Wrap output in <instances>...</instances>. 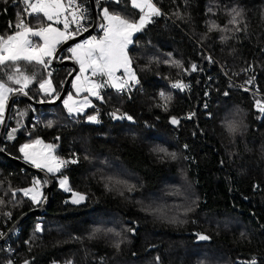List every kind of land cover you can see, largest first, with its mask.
<instances>
[{
	"label": "trees",
	"instance_id": "obj_1",
	"mask_svg": "<svg viewBox=\"0 0 264 264\" xmlns=\"http://www.w3.org/2000/svg\"><path fill=\"white\" fill-rule=\"evenodd\" d=\"M154 1L161 15L129 49L138 82L102 90V100L76 115L64 102H15L6 153L22 159L19 145L38 137L55 144L58 158L76 163L58 174L71 192L50 174L51 205L0 243V264L13 258L16 264H264V0ZM104 6L138 18L130 0L99 3V10ZM233 8L241 13L235 24ZM23 16L20 4L0 0V35ZM31 20L34 28L46 23L42 14ZM212 24L225 30L210 31ZM21 67L35 73L27 92L36 101L55 98L71 71L54 67L50 96L37 82L48 68ZM177 81L185 87L174 88ZM92 115L99 122L89 121ZM230 120L239 124L235 133L227 129ZM37 179L43 200L44 179L0 153L4 234L41 204L20 191ZM72 192L85 202L73 204Z\"/></svg>",
	"mask_w": 264,
	"mask_h": 264
},
{
	"label": "snow or ice",
	"instance_id": "obj_2",
	"mask_svg": "<svg viewBox=\"0 0 264 264\" xmlns=\"http://www.w3.org/2000/svg\"><path fill=\"white\" fill-rule=\"evenodd\" d=\"M13 2L24 5V15L40 16L42 14V17L47 21L55 22L56 24L62 23L63 27L61 29L60 27H54L53 23H47L46 25L33 28L21 19L19 23L14 25V31L6 36L0 35V123L3 122L8 95L14 92L27 95L25 89L35 80V73L28 74L22 69L21 62L35 63L47 68L51 63L50 58L53 57L56 46L59 43L73 37L81 30H88L84 23L88 18V10L81 7L77 0H68L67 5L64 4L63 0H13ZM114 2L119 3L120 0H114ZM130 6L138 10V20L128 19L120 13L110 12L105 7L103 8V21L105 23L100 25L103 35L100 37L91 36L82 43L76 44L75 47L68 49L79 64L80 75H77L72 82V87L76 89L77 93L87 92L90 96L102 100L100 90L105 86H111L119 92L129 87L131 81H136L135 73L130 67L131 60L127 54L128 45L132 43L133 34L141 31L145 24L151 21L152 17L161 15V12L151 0H130ZM70 9L71 12H69ZM146 9L147 11H145ZM232 14V20L229 23L235 24L237 23V17L241 13L236 8H233ZM17 15L19 17L20 13ZM61 16L64 17L63 21H61ZM9 26L10 28L13 27L11 22ZM73 26H75L74 31H70ZM209 30L223 31L225 29H220L218 25L212 24ZM32 37L39 38L42 43H34ZM176 63L178 64L179 62ZM192 68L195 70L196 66L193 65ZM121 69L123 70L122 76H117L116 73ZM86 73H90V75H86ZM48 76H51V72L48 73ZM96 76L105 77L106 80L97 82L92 79V77ZM124 76L127 79H124ZM37 82L39 83V88L46 94H51L55 91L50 79H43ZM251 82V80L248 81V83ZM13 85L18 87H13ZM173 87L183 89L185 85L177 81L173 84ZM160 95L164 96V93ZM69 101H72L71 94L64 101L70 115L73 112L83 111L84 107L91 106L88 96H85L83 101L80 102L83 106L80 108L69 106ZM257 104L259 105L260 102L257 101ZM259 111L264 114V105L259 106ZM112 115L114 118H122L116 117L115 113H112ZM127 119L131 120L132 117L128 116ZM88 120L99 122L96 115L88 116ZM172 123L176 124L178 121L173 118ZM49 126H52L51 122H49ZM226 126L230 133H235L239 130V124L235 120L227 121ZM15 131L16 129H13L9 133V138H12V133ZM42 143L41 140L36 139L31 144H23L19 149L24 154V159L36 168L46 169L47 172L53 173L59 172L61 167H64L67 163H76L75 160L65 161L58 157H51L50 150L54 147L53 145L44 146L49 152L37 149L36 146ZM160 151L164 150L161 149ZM169 155L173 159L175 158L174 153ZM40 183L41 181L38 179L33 180L32 187L20 191L25 196H30L33 203H37L39 197L37 188ZM60 185L65 191H71L67 187V178L61 180ZM12 195L15 196L16 192H13ZM72 195L73 204H79L85 199L84 195L78 192H73ZM7 215L10 216L11 213ZM36 228L39 231L40 225L38 224ZM97 231H100V229H97ZM130 231L133 230L130 229ZM2 236L3 233H0V237ZM198 236L201 240L209 238L200 234ZM9 264H11L10 261ZM251 264H257L256 260L253 259Z\"/></svg>",
	"mask_w": 264,
	"mask_h": 264
},
{
	"label": "water",
	"instance_id": "obj_3",
	"mask_svg": "<svg viewBox=\"0 0 264 264\" xmlns=\"http://www.w3.org/2000/svg\"><path fill=\"white\" fill-rule=\"evenodd\" d=\"M90 4H91L93 16H94L93 25L87 31L80 33V34H76L70 39H67L66 41H64L57 48V50L55 51L52 57V65L55 68H58V67H70L71 68V71L69 72V74L67 75L63 83L60 93L53 99L46 100V101H36L28 94L27 89H25V91L27 92V95H23L18 92L11 93L9 100L7 102L5 113L3 114V122L0 123V153H2V155L7 157L8 159L15 161L16 163L23 166L24 168L29 169L33 171L34 173H37L39 176H41L46 182V195L39 206L24 213L13 223V225L8 229V231L0 238V243L7 241L13 235V233L20 227L21 223L24 222L29 216L35 213H44L49 208L53 200V189L56 186L55 179L47 171L36 168L35 166L31 165L25 160L17 158V157H13L9 155L8 153H6L4 149V142L6 141V138L8 137L11 115H12L14 104L17 100L24 99V100H27L34 107H51V106L60 105L66 100L72 88L73 79L78 73L79 67H78V63L71 56H63V54L71 46L80 42L82 39H86V37L90 36L91 34L101 31L102 29L100 28V25L101 23H104L100 15L99 6L97 5L96 1L90 0Z\"/></svg>",
	"mask_w": 264,
	"mask_h": 264
},
{
	"label": "rangeland",
	"instance_id": "obj_4",
	"mask_svg": "<svg viewBox=\"0 0 264 264\" xmlns=\"http://www.w3.org/2000/svg\"><path fill=\"white\" fill-rule=\"evenodd\" d=\"M63 2H64L65 5H67V3H66L64 0H63ZM151 2H152L157 8H159V7L156 5V3H155L154 0H152ZM105 7H107V8L109 9L110 12H113V13H120L121 15H124L123 13H121L119 10H117V9H115V8H109L108 6H104L103 8H105ZM103 8H101V10H100V15H101L102 19H103ZM159 10H160V9H159ZM145 11H147V9H146ZM69 12H71V10H69ZM124 16H125L126 18H128V19L138 20V18L132 17L131 15H124ZM69 18H70V17H69ZM63 19H64V17L61 16V21H63ZM47 23H53V26H54V27H60L61 29H62V27H63L62 23H61V24H56L55 22H49V21L46 20V23H45L44 25H46ZM104 23H105V21H104ZM146 25H147V23L145 24V26H146ZM145 26H144V27H145ZM144 27H143V29H144ZM70 31H73V30L70 29ZM138 33H139V32H136V33L133 34V36H132V43H133V41H134V37H135ZM76 34H77V33H76ZM76 34H75V35H76ZM94 35L100 37V36L103 35V31L101 30V31L98 32V33H93V34H91L90 36L86 37V39H89L91 36H94ZM69 39H70V38H69ZM33 42H34V43H42V41H40L39 38H38L37 40L33 41ZM63 42H64V41H63ZM63 42L59 43V44L56 46L55 51L57 50V48H58ZM78 43H81V42H78ZM78 43H76V44H78ZM132 43L128 45V48H127V54H128V56H129V58H130V60H131L130 67H131L132 71L134 72V69H133V66H132V59H131V56H130V53H129V49H130V46L132 45ZM76 44H74V45L71 46V47H75ZM54 53H55V52H54ZM53 55H54V54H53ZM67 55H68V56H71V57L75 60V58L73 57V54H72L70 51H67ZM50 59H51V63H50V64L48 65V67H47V68H48V69H47V70H48L47 73L51 72V76L49 77L48 74H47V77H46L45 79H50V80L52 81V85H53V87H54V89H55V84H54V82H53V78H52V72H53V70H54V66L52 65V58H50ZM75 61H76V60H75ZM76 62H77V61H76ZM78 67H79V64H78ZM122 73H123V70L121 69L120 71H118V72L116 73V75H117V76H122ZM134 73H135V72H134ZM77 75H80L79 70H78V73L76 74V76H77ZM86 75H90V73H86ZM76 76L74 77L73 81L75 80ZM123 78H124V79H127L126 76H124ZM92 79L96 80L97 82H103L104 80H106L105 77H101V76L92 77ZM132 82H134V81H131L130 83H132ZM108 87H111V86H105L102 90H104V89H106V88H108ZM112 88H113V87H112ZM114 89H115V88H114ZM102 90H100V94H101V91H102ZM42 92H43L44 94H46L44 91H42ZM54 92H55V91H54ZM54 92H52L51 94H47V95H50V96H51ZM69 94L72 95V101H69V106H72V107H74V108H80V107H83V106L81 105L80 102L83 101V99H84L85 96H88L89 100L91 101V106L84 107V108H83V111H81V112H73L72 114H74V115H76V114H81V113H85L87 110H89L90 108H92V107L95 105L96 100H97L96 97H94V96H90L87 92H80V93H77V92H76V89H74L73 87H72V90L70 91ZM69 94H68V96H69ZM10 95H11V94L8 95L7 102H8V100H9ZM68 96H67V98H68ZM67 98H66V100H67ZM7 102H6V105H7ZM73 102H75V103H73ZM6 105H5V109H6ZM64 106H65V104H64ZM65 108L67 109V107H65ZM67 111H68V109H67ZM4 113H5V111H4ZM116 117H119V116L116 115ZM18 131H19V128L16 129V133H17ZM36 139H39V140H41V141L43 142L41 145H37V146H36L37 149H39V150H43V151H45V152H49V150H48L47 148H45L44 146H45V145H53L54 147L50 150V154H51V157H53V158H56V157H57V155H56V153H55V147H56L55 144H54V143H51V142H48V141H45V140H43L42 138H38V137H37V138L31 139V140H25V141H23V142L19 145V147H18V152H19V154H20V156H21V158H22L23 160H25V159H24V154L21 153V152L19 151L20 147H21L23 144H26V143L31 144V142L34 141V140H36ZM25 161H26V160H25ZM26 162H27V161H26ZM28 163H30V162H28ZM30 164H31V163H30ZM31 165H33V164H31ZM33 166H34V165H33ZM62 168H63V167H61V169H60L59 172H53V173H50V174L57 175L58 185H59L60 188H62L61 185H60V181L63 180V179H65V178H67L66 176H58V174L61 172ZM43 170L47 171L46 169H43ZM48 173H49V172H48ZM45 183H46V182H45ZM42 184H43V182H42ZM42 184L40 183V185H38V188H37V190H38V192H39L38 202L42 200L43 195H44V188L42 187V186H43ZM67 187L70 188L68 178H67ZM29 188H30V187H29ZM27 189H28V188H27ZM62 189L65 190L64 188H62ZM71 191H72V190H71ZM71 191H67V192H71ZM72 193H73V192H72ZM80 194H81V193H80ZM82 195H84V194H82ZM28 197H30V196H28ZM84 197H85V199H84L83 201H81L80 203L85 202V200H86V196L84 195ZM72 199H73V195L69 198V200L72 202ZM38 202H37V203H38ZM80 203H79V204H80Z\"/></svg>",
	"mask_w": 264,
	"mask_h": 264
},
{
	"label": "built area",
	"instance_id": "obj_5",
	"mask_svg": "<svg viewBox=\"0 0 264 264\" xmlns=\"http://www.w3.org/2000/svg\"><path fill=\"white\" fill-rule=\"evenodd\" d=\"M66 3H68V0H64ZM97 5L99 6V3H105V4H108V3H114V0H95ZM152 1V0H151ZM77 2L80 4L81 7L83 8H86L88 10V18L87 20L84 22L85 23V26L87 27V29H89L92 25H93V21H94V17H93V12H92V8H91V4H90V0H77ZM17 4V3H16ZM20 5L22 6V8L24 9V5L22 3H20ZM71 10V9H70ZM33 16H36V15H33ZM32 16H26L24 15L23 16V21L28 24L29 26L33 27V24H32V20H31ZM12 24V23H11ZM10 25V23H9ZM13 25V24H12ZM10 27V26H9ZM34 28V27H33ZM12 31L15 30L14 28V25L12 28H10ZM75 29V26H73V28L71 30L74 31ZM85 31L81 30L80 32H77V34H80V33H83ZM38 38L36 37H32V40L35 41L37 40ZM85 39H82L80 42L82 43ZM191 115V114H190ZM189 115V116H190ZM11 131V130H10ZM27 135H29V133H27ZM0 233H3L4 234V230L2 228H0ZM10 246V245H9ZM16 259L13 258L10 262L11 264H16L15 263ZM4 264H9V261L4 263ZM53 264H72L71 262H64V261H56L54 262Z\"/></svg>",
	"mask_w": 264,
	"mask_h": 264
}]
</instances>
